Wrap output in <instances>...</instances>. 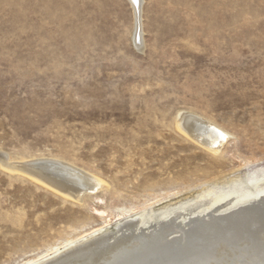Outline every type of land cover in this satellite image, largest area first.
<instances>
[{"label": "rangeland", "instance_id": "374dc122", "mask_svg": "<svg viewBox=\"0 0 264 264\" xmlns=\"http://www.w3.org/2000/svg\"><path fill=\"white\" fill-rule=\"evenodd\" d=\"M142 25L137 48L128 0H0V153L107 184L75 202L0 166V264L105 219L111 235L122 210L183 215L211 187L264 179V0H143ZM182 113L229 135L218 155L183 135Z\"/></svg>", "mask_w": 264, "mask_h": 264}, {"label": "bare ground", "instance_id": "6f19581e", "mask_svg": "<svg viewBox=\"0 0 264 264\" xmlns=\"http://www.w3.org/2000/svg\"><path fill=\"white\" fill-rule=\"evenodd\" d=\"M128 1L134 11L133 40L138 48L143 0ZM176 125L183 135L213 155H218L230 139L219 126L191 113L180 114ZM0 166L75 202L98 196L107 186L96 175L57 159L15 162L0 153ZM262 180L248 179L245 184L249 189L239 181L228 190L211 187L201 193L199 206L190 211L183 209L187 211L183 215L174 208L169 214L145 222V215L132 220L126 216L132 210H122L115 217L125 216L126 223L115 228L113 234L105 231L110 223L105 219L103 227L67 240L62 247H54L24 264H264ZM250 188L257 190L251 192Z\"/></svg>", "mask_w": 264, "mask_h": 264}]
</instances>
